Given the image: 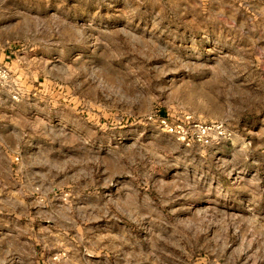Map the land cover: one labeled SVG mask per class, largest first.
<instances>
[{"label":"rangeland","instance_id":"obj_1","mask_svg":"<svg viewBox=\"0 0 264 264\" xmlns=\"http://www.w3.org/2000/svg\"><path fill=\"white\" fill-rule=\"evenodd\" d=\"M0 62V264H264V0H0Z\"/></svg>","mask_w":264,"mask_h":264},{"label":"built area","instance_id":"obj_2","mask_svg":"<svg viewBox=\"0 0 264 264\" xmlns=\"http://www.w3.org/2000/svg\"><path fill=\"white\" fill-rule=\"evenodd\" d=\"M9 91L10 98L19 100L21 91L13 79V70L6 63L0 62V104L2 93ZM160 125L170 134L186 145L199 144L209 146L221 142L234 144V131L220 119H203L190 112H184L176 118L163 116L159 119Z\"/></svg>","mask_w":264,"mask_h":264},{"label":"crops","instance_id":"obj_3","mask_svg":"<svg viewBox=\"0 0 264 264\" xmlns=\"http://www.w3.org/2000/svg\"><path fill=\"white\" fill-rule=\"evenodd\" d=\"M8 57H10V56L7 55L6 58H5V60L7 61V63H10L11 65H13L14 64V61L13 60H7ZM16 61L19 62V63H21V62L22 63H26V59L24 61V58L22 56H21V58H17Z\"/></svg>","mask_w":264,"mask_h":264}]
</instances>
